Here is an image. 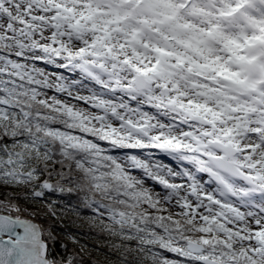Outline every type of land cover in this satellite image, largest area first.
<instances>
[{"label":"snow or ice","instance_id":"obj_1","mask_svg":"<svg viewBox=\"0 0 264 264\" xmlns=\"http://www.w3.org/2000/svg\"><path fill=\"white\" fill-rule=\"evenodd\" d=\"M0 264H264V0H0Z\"/></svg>","mask_w":264,"mask_h":264},{"label":"trees","instance_id":"obj_2","mask_svg":"<svg viewBox=\"0 0 264 264\" xmlns=\"http://www.w3.org/2000/svg\"><path fill=\"white\" fill-rule=\"evenodd\" d=\"M77 231L82 234L83 232H86L87 231V228H81V229H77ZM81 238L82 239H87L86 237H84L83 235H81Z\"/></svg>","mask_w":264,"mask_h":264}]
</instances>
